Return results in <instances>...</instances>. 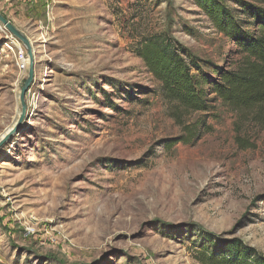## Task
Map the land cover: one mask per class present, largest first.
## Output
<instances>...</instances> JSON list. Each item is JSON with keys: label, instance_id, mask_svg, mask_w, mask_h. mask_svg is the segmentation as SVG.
Segmentation results:
<instances>
[{"label": "rangeland", "instance_id": "obj_1", "mask_svg": "<svg viewBox=\"0 0 264 264\" xmlns=\"http://www.w3.org/2000/svg\"><path fill=\"white\" fill-rule=\"evenodd\" d=\"M13 1L0 12L35 62L22 101L19 50L30 57L0 23V264H200L202 232L264 255V108L220 101L197 144L169 148L182 127L134 52L163 33L202 63L240 61L195 0H28L8 13Z\"/></svg>", "mask_w": 264, "mask_h": 264}, {"label": "trees", "instance_id": "obj_2", "mask_svg": "<svg viewBox=\"0 0 264 264\" xmlns=\"http://www.w3.org/2000/svg\"><path fill=\"white\" fill-rule=\"evenodd\" d=\"M195 2L234 46L232 54L240 61L229 67L202 63L163 33L138 43L135 54L160 83L162 97L175 108L172 117L183 130L169 148L197 144L209 131L206 118L220 101L234 111L264 108V2L234 0L236 9L229 8L226 0ZM193 115L200 116L183 121ZM192 249L200 264H264V255L242 240H226L209 232H202Z\"/></svg>", "mask_w": 264, "mask_h": 264}, {"label": "water", "instance_id": "obj_3", "mask_svg": "<svg viewBox=\"0 0 264 264\" xmlns=\"http://www.w3.org/2000/svg\"><path fill=\"white\" fill-rule=\"evenodd\" d=\"M0 23L3 24L10 31V33H12L18 39H20L24 43V45L27 47V50H28L31 64H30L29 78L27 79L26 85L24 89L22 90V101H23L27 90L29 89L31 83L34 80L35 60H34V55H33V49H31V45H30L31 42L26 37H24V35H22V33L8 19H6V17H4L1 12H0ZM5 142H6L5 140L3 142H0V148H2Z\"/></svg>", "mask_w": 264, "mask_h": 264}, {"label": "built area", "instance_id": "obj_4", "mask_svg": "<svg viewBox=\"0 0 264 264\" xmlns=\"http://www.w3.org/2000/svg\"><path fill=\"white\" fill-rule=\"evenodd\" d=\"M46 2L49 0H45ZM50 7V5L48 4ZM19 60H20V70L26 72L29 68L28 59L26 57V52L24 49L19 50Z\"/></svg>", "mask_w": 264, "mask_h": 264}, {"label": "crops", "instance_id": "obj_5", "mask_svg": "<svg viewBox=\"0 0 264 264\" xmlns=\"http://www.w3.org/2000/svg\"><path fill=\"white\" fill-rule=\"evenodd\" d=\"M28 4V0H14L12 4L8 5L6 10L8 13H12L11 11H13L14 9H23L24 7H27Z\"/></svg>", "mask_w": 264, "mask_h": 264}, {"label": "bare ground", "instance_id": "obj_6", "mask_svg": "<svg viewBox=\"0 0 264 264\" xmlns=\"http://www.w3.org/2000/svg\"><path fill=\"white\" fill-rule=\"evenodd\" d=\"M4 27L0 24V31H3L4 29H3ZM19 44V43H18ZM30 45H31V49H33V47H32V44L30 43ZM28 63H30V61H29V59H28ZM48 75V74H47ZM11 129V128H10ZM9 129V130H10ZM9 130H7V131H5L1 136H0V139H2L6 134H7V132L9 131ZM10 133V132H9Z\"/></svg>", "mask_w": 264, "mask_h": 264}]
</instances>
